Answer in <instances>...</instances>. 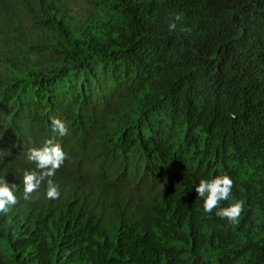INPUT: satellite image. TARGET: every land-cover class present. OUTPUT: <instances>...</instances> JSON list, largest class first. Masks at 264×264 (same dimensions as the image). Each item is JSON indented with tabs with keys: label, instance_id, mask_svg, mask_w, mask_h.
I'll return each mask as SVG.
<instances>
[{
	"label": "trees",
	"instance_id": "trees-1",
	"mask_svg": "<svg viewBox=\"0 0 264 264\" xmlns=\"http://www.w3.org/2000/svg\"><path fill=\"white\" fill-rule=\"evenodd\" d=\"M50 118L60 195L25 200ZM0 177V264H264V0H0Z\"/></svg>",
	"mask_w": 264,
	"mask_h": 264
},
{
	"label": "clouds",
	"instance_id": "clouds-1",
	"mask_svg": "<svg viewBox=\"0 0 264 264\" xmlns=\"http://www.w3.org/2000/svg\"><path fill=\"white\" fill-rule=\"evenodd\" d=\"M178 19V18H177ZM176 27L174 23L168 24V29ZM50 137L45 139L39 147H29L25 154L28 163L33 164L34 168L25 170L22 174L21 184L23 199L28 200L31 194L38 191L41 184L46 185L44 198L55 200L59 197L58 186L52 181L64 160L65 152L61 144L56 142V137H64L68 133L66 124L57 118H50L49 122ZM233 180L226 174L216 175L210 179L201 178L194 187V191L202 201L201 208L204 213H211L216 209L219 202L227 201L232 191ZM17 186L5 182L0 177V214L7 213L12 206L17 203ZM243 205L240 201H235L226 207L219 208L215 215L225 221L226 224H236L240 218Z\"/></svg>",
	"mask_w": 264,
	"mask_h": 264
}]
</instances>
